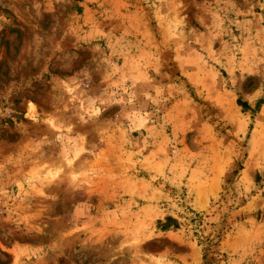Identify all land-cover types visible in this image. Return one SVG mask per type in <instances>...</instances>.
<instances>
[{
	"label": "rangeland",
	"instance_id": "obj_1",
	"mask_svg": "<svg viewBox=\"0 0 264 264\" xmlns=\"http://www.w3.org/2000/svg\"><path fill=\"white\" fill-rule=\"evenodd\" d=\"M0 264H264V0H0Z\"/></svg>",
	"mask_w": 264,
	"mask_h": 264
},
{
	"label": "trees",
	"instance_id": "obj_2",
	"mask_svg": "<svg viewBox=\"0 0 264 264\" xmlns=\"http://www.w3.org/2000/svg\"><path fill=\"white\" fill-rule=\"evenodd\" d=\"M243 107L248 108V104L243 103ZM179 227L180 223L172 217H167L165 222H159V228L164 232L170 231L173 228L179 229Z\"/></svg>",
	"mask_w": 264,
	"mask_h": 264
},
{
	"label": "bare ground",
	"instance_id": "obj_3",
	"mask_svg": "<svg viewBox=\"0 0 264 264\" xmlns=\"http://www.w3.org/2000/svg\"><path fill=\"white\" fill-rule=\"evenodd\" d=\"M37 111V107L36 105H29V113L27 114L28 117H31L32 115H34Z\"/></svg>",
	"mask_w": 264,
	"mask_h": 264
}]
</instances>
